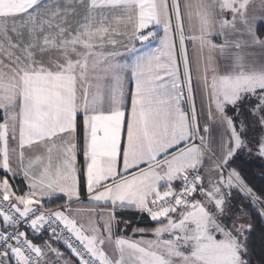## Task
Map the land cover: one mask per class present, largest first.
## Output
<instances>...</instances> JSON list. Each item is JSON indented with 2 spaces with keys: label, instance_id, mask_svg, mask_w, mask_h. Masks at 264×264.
Segmentation results:
<instances>
[{
  "label": "snow or ice",
  "instance_id": "1",
  "mask_svg": "<svg viewBox=\"0 0 264 264\" xmlns=\"http://www.w3.org/2000/svg\"><path fill=\"white\" fill-rule=\"evenodd\" d=\"M0 264H264V0H0Z\"/></svg>",
  "mask_w": 264,
  "mask_h": 264
},
{
  "label": "trees",
  "instance_id": "2",
  "mask_svg": "<svg viewBox=\"0 0 264 264\" xmlns=\"http://www.w3.org/2000/svg\"><path fill=\"white\" fill-rule=\"evenodd\" d=\"M258 164H259L258 161H254V162H250L248 166H249L253 171H258V167H257ZM256 182H257V183L261 182L259 177H256Z\"/></svg>",
  "mask_w": 264,
  "mask_h": 264
},
{
  "label": "crops",
  "instance_id": "3",
  "mask_svg": "<svg viewBox=\"0 0 264 264\" xmlns=\"http://www.w3.org/2000/svg\"><path fill=\"white\" fill-rule=\"evenodd\" d=\"M61 251H65V249L63 247H61Z\"/></svg>",
  "mask_w": 264,
  "mask_h": 264
}]
</instances>
